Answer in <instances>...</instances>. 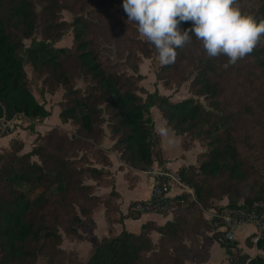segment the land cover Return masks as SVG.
I'll use <instances>...</instances> for the list:
<instances>
[{
  "label": "trees",
  "instance_id": "obj_1",
  "mask_svg": "<svg viewBox=\"0 0 264 264\" xmlns=\"http://www.w3.org/2000/svg\"><path fill=\"white\" fill-rule=\"evenodd\" d=\"M239 2L245 14L257 21L264 18V0ZM122 4L123 0H0V120L17 114L31 120L51 116L31 90L25 68L30 64L48 89L66 88L59 117L77 126L72 137L54 128L28 152L17 138L0 151V264H34L40 255L56 264L63 253L60 228L83 240V219H91L102 205L110 224L121 221L112 201L116 191L99 196L85 179L102 180L110 174V157L99 147L109 132L112 149L126 165L148 171L156 161L164 162L158 153L153 107L176 135L191 137L187 148L195 140L208 145V151L198 155L201 162L177 171L195 189V197L179 196L174 218L164 225L145 223L140 237L123 232L104 239L90 260L79 264H185L189 253L204 261L213 240L207 233L214 225L200 206L220 207L217 201L227 197L229 206L262 207L264 40L245 59L225 67L226 56L209 59L193 36L191 44L178 49L177 61L157 73L165 86L176 82L179 88L191 80L193 96L173 101L158 91L143 94L139 61L157 52L139 38L134 23L126 22ZM63 10L74 14L71 23L62 20ZM179 27L186 30L191 23ZM69 28L73 45L56 47ZM25 39H31L29 46ZM110 44L116 45L115 58ZM81 78L85 86L76 87ZM202 97L207 105L199 100ZM90 146L104 153L101 167L88 158ZM239 192L245 196L243 203L237 201ZM152 230L160 238L148 255L150 243L139 239ZM247 244L254 246L252 237ZM257 247L258 255L248 264H264V236Z\"/></svg>",
  "mask_w": 264,
  "mask_h": 264
},
{
  "label": "crops",
  "instance_id": "obj_2",
  "mask_svg": "<svg viewBox=\"0 0 264 264\" xmlns=\"http://www.w3.org/2000/svg\"><path fill=\"white\" fill-rule=\"evenodd\" d=\"M154 108L156 107H153L151 109L152 115L154 113ZM166 126L170 127L168 124ZM36 131L43 132L39 127H36ZM156 133L160 137L158 153L159 156L164 160V162L161 164L156 161L153 164L151 170L157 168H166L177 172L182 167L198 164V155L202 152L203 147L200 144L199 147H197L196 141L191 143L188 148H184L182 145L183 137L177 135V137L179 138L180 150L177 154L170 155L167 152L168 148H166L164 144L165 138L162 137L157 131ZM37 136L38 134H31L28 130L20 128L14 132L8 133L7 135L0 137V151L8 149L11 140L17 138L23 140V142L25 143L23 152H28L35 146L34 142ZM107 138L108 137H106L105 140L102 142V147L106 150L110 149L108 151V155L110 157L111 163L108 166V170L110 171V174L113 177V185L98 186L96 188V194L99 196H104L110 193L112 190L116 191L117 195L112 198V201L118 209L117 217L121 218V221L110 224L106 218L105 208L102 207L99 208V211H97L93 215L92 219L94 222V230L92 232V236H85L86 238L80 243L79 246V253L82 258L86 260V262L90 260L94 253V250L101 244L104 239L117 238L123 232H127V230L132 232V234L137 235L138 237L141 235L142 226L145 223L154 222L157 225H164L167 221L172 220L174 218L175 211L177 208L178 197L181 196L180 193H188L186 192V190L176 187L169 196L168 211L165 213L149 212L143 214H136L132 212L131 207L134 202L144 200L150 197L153 178L145 171L134 169L123 163L117 152H113L111 150L114 141H109ZM111 176L110 178H112ZM119 176L128 179L127 181H124L125 191H122L117 186L116 178H118ZM218 204L222 206L226 205L227 203H225V200H223L218 201ZM212 209L217 208H211L210 210ZM204 215L205 218L209 219V212L207 210H205ZM124 227L127 230H124ZM111 231H115L114 238L111 235ZM254 232L255 226L253 224L244 223L236 230L235 240L229 243H220L213 236L212 232H208L207 234L209 236H213V240L207 244L206 260L198 261L194 257V254L189 253L185 257V264H248L249 261L253 257H256L259 253L258 247L255 244L252 247L247 244L248 238L252 237ZM148 236L154 241L159 240L160 238V234L155 230H152L150 234L147 235V237ZM240 239H242V242H240Z\"/></svg>",
  "mask_w": 264,
  "mask_h": 264
},
{
  "label": "clouds",
  "instance_id": "obj_3",
  "mask_svg": "<svg viewBox=\"0 0 264 264\" xmlns=\"http://www.w3.org/2000/svg\"><path fill=\"white\" fill-rule=\"evenodd\" d=\"M122 7L126 22L155 47L161 66L173 65L178 49L191 44L193 36L209 59L226 56L225 67L245 59L264 40V18L245 14L239 0H123ZM188 22L190 28L179 27ZM157 131L162 137L171 133L166 125Z\"/></svg>",
  "mask_w": 264,
  "mask_h": 264
},
{
  "label": "rangeland",
  "instance_id": "obj_4",
  "mask_svg": "<svg viewBox=\"0 0 264 264\" xmlns=\"http://www.w3.org/2000/svg\"><path fill=\"white\" fill-rule=\"evenodd\" d=\"M73 17L74 14L68 10H63L61 13V18L64 21H67L69 23H71L73 21ZM37 39H40V33L38 32L36 35ZM139 38L140 35H139ZM142 39V38H141ZM73 41H74V36H73V29L69 28L66 32L64 37L55 44L56 47H71L73 45ZM25 44L27 46H29L31 44V39H25ZM110 48L113 50V52H110V56H112V58H115V50H116V45L115 44H110L109 45ZM139 65H140V73L142 74L143 78L141 80V82L139 83V85L143 88L142 92L143 94H145V92H155L158 91L160 94L163 95H170L172 97L173 101H179L188 97H192L193 93L190 90V81L188 80L186 82H184L179 88H177L176 82L172 83L171 86H165L163 81L159 80L157 78V73L161 68V65L158 61V53L153 54L151 57H145V56H141V60L139 61ZM26 71L28 73V77H29V81H30V87L31 90L33 92V94L35 95V97L37 98V100L44 104L45 107L51 111V116L45 118V119H38V120H31L27 117H25L24 115L20 114L19 116L16 117L15 119V127L13 129H10L9 127L5 130L3 129L2 131L0 130V133L4 132L1 136L7 135L8 133L14 132L18 129H25L28 130L31 134H38L34 144L37 145L39 144L41 141L39 140L40 136H43L47 133H49L51 130H53L54 128H58L60 129L62 132L67 133L70 137L74 136L76 133V129L77 126L74 125L72 122H67V123H63L58 115V111L60 113L61 108H62V101H64V94L66 93V88L64 86H60L59 88H57L56 90H51L48 89L49 86L45 85L44 86V77H39L37 76V74H35V72L33 71V68L31 67L30 64H26L25 66ZM130 73H132L131 70H129ZM85 83L83 78L79 79L76 83V87H84ZM145 96V95H143ZM196 97V96H195ZM198 99V97H196ZM199 100L204 104L207 105V101L202 97L199 98ZM18 115V114H17ZM16 116V115H15ZM154 121H155V126H156V131H157V127L159 125H167L166 124V120L162 117L161 115V111L158 108H154ZM13 118V117H12ZM1 124V122H0ZM36 127H39L43 132H38L36 131ZM168 127V126H167ZM170 128V127H168ZM171 129V128H170ZM158 132V131H157ZM0 136V137H1ZM107 139L109 141H113L111 139V134L110 132L107 134ZM110 138V139H109ZM164 144L166 146L167 152L170 155H175L178 153V151L180 150V144H179V138L177 137V135L173 132V130L171 129V133L169 137H164ZM189 138H183V142L182 145L184 148H187L188 144V140ZM192 139H196L195 137H193ZM171 141V142H170ZM196 141V146L199 147V144L203 147L204 152L208 151V145L205 142V144L201 143L199 140H195ZM107 143V141H106ZM193 143V142H192ZM96 147V146H95ZM99 147H102L101 144ZM97 148V147H96ZM245 148V147H242ZM88 158L91 159V163L92 165L101 167L103 164H101L99 161H101V159L104 156V153L108 156V150H104V153H99L96 151V149L92 146L88 147ZM103 149V148H102ZM113 152V149H111ZM117 154L119 155V153L117 152ZM203 159L202 158H198V163L201 162ZM111 163V162H110ZM108 169V168H107ZM110 172V171H109ZM111 174L104 176V178L102 180H94L91 177H87L85 179V183L87 184H93L95 186L94 189V193L96 194V188L98 186H112L113 185V177L110 178ZM107 177V179H106ZM260 181L262 182V184H264V171L263 174L260 175ZM128 179L124 178V177H118L116 178L117 181V186L119 189H121L122 191L124 190V181H127ZM115 191V190H112ZM111 191V192H112ZM110 192V193H111ZM110 193H108L107 195H104V197H108L110 195ZM116 194H114L112 197L116 196ZM225 200V203L228 204L229 199L227 197H224L222 199V201ZM237 201L240 203H243L245 201V196L239 192V194L237 195ZM216 200L213 201V203L215 204ZM218 203V201H217ZM262 205H264V201L262 202ZM105 208L104 205L100 206L99 208ZM99 208H97L94 212V214L99 211ZM216 208H221L220 207H216ZM198 209L201 210V212H203V215L205 214V210H210L211 208H207L205 209L203 206H200ZM93 214V215H94ZM205 216V215H204ZM93 217V216H92ZM117 217V215L115 216ZM92 219V218H91ZM91 219H87L84 218L83 222L80 226V231L81 233L84 235V239L88 236H92V232L94 230V225L92 224V221H90ZM112 227V226H110ZM126 228L124 227V230ZM127 230V229H126ZM61 234H62V243L60 245V249L63 252L62 254H59L61 256L60 259H56V264H79L80 262H86V260H84V258H82V256L79 253V246L80 243L84 240L78 239L75 236L69 235L66 233L64 228H60ZM128 233H132L129 230H127ZM210 232L214 233L213 230H211ZM114 233L115 231H111V235L114 238ZM150 234V233H149ZM120 235V234H119ZM140 235V234H139ZM86 236V237H85ZM137 236V235H136ZM140 237V236H138ZM90 239V238H88ZM112 239V238H111ZM109 239V240H111ZM148 241L151 245V249L150 251L147 253L148 255L152 253V251L154 249H156V244L158 243V240H152L149 236L145 237V238H140L139 242L142 241ZM240 242H242V239H240ZM49 257L47 255H40L37 262H35L34 264H49L48 259ZM58 258V257H57ZM58 262V263H57Z\"/></svg>",
  "mask_w": 264,
  "mask_h": 264
},
{
  "label": "built area",
  "instance_id": "obj_5",
  "mask_svg": "<svg viewBox=\"0 0 264 264\" xmlns=\"http://www.w3.org/2000/svg\"><path fill=\"white\" fill-rule=\"evenodd\" d=\"M19 115L10 119L2 118L0 120V130H6L8 127L13 129L16 123L15 119ZM3 133H0V136ZM145 172L152 176L153 184L149 198L132 204L131 210L136 214L167 212L169 196L176 187L186 190V192L195 196L194 188L190 187L176 171L157 168ZM183 193H180V195H183ZM208 212L209 219L214 225L213 236L220 243L233 242L236 230L244 223H250L255 226L252 240L256 246L258 241L264 236V205L262 207H245L243 204L238 206L226 204L222 205L221 208L208 210Z\"/></svg>",
  "mask_w": 264,
  "mask_h": 264
}]
</instances>
